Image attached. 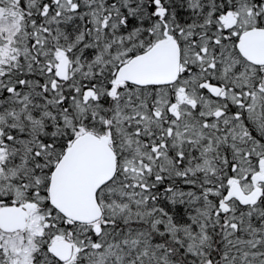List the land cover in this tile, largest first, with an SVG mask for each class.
<instances>
[{"label": "snow or ice", "instance_id": "1", "mask_svg": "<svg viewBox=\"0 0 264 264\" xmlns=\"http://www.w3.org/2000/svg\"><path fill=\"white\" fill-rule=\"evenodd\" d=\"M0 264H264V0H0Z\"/></svg>", "mask_w": 264, "mask_h": 264}]
</instances>
